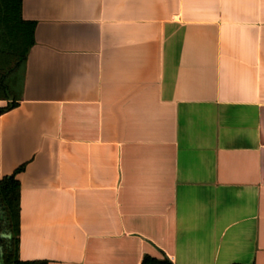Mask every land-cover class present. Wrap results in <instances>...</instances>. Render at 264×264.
<instances>
[{
    "label": "crops",
    "instance_id": "obj_1",
    "mask_svg": "<svg viewBox=\"0 0 264 264\" xmlns=\"http://www.w3.org/2000/svg\"><path fill=\"white\" fill-rule=\"evenodd\" d=\"M21 18L0 113L19 260L264 264V0H21Z\"/></svg>",
    "mask_w": 264,
    "mask_h": 264
},
{
    "label": "trees",
    "instance_id": "obj_2",
    "mask_svg": "<svg viewBox=\"0 0 264 264\" xmlns=\"http://www.w3.org/2000/svg\"><path fill=\"white\" fill-rule=\"evenodd\" d=\"M33 24L21 18V0H0V100H10L3 113L16 106L23 83V69L32 45ZM0 180V233L8 235L0 248L2 264H47L46 261H21L19 245L20 185L16 174ZM142 264H163L144 257Z\"/></svg>",
    "mask_w": 264,
    "mask_h": 264
},
{
    "label": "water",
    "instance_id": "obj_3",
    "mask_svg": "<svg viewBox=\"0 0 264 264\" xmlns=\"http://www.w3.org/2000/svg\"><path fill=\"white\" fill-rule=\"evenodd\" d=\"M0 207H1V206H0ZM7 238H8V235L1 234V233H0V248H1L2 240L7 239Z\"/></svg>",
    "mask_w": 264,
    "mask_h": 264
}]
</instances>
